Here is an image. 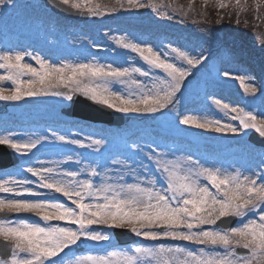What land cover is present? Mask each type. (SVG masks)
Returning a JSON list of instances; mask_svg holds the SVG:
<instances>
[{"label":"snow or ice","instance_id":"1","mask_svg":"<svg viewBox=\"0 0 264 264\" xmlns=\"http://www.w3.org/2000/svg\"><path fill=\"white\" fill-rule=\"evenodd\" d=\"M262 5L256 0L257 9ZM226 6L218 0L219 8ZM18 7L17 0H0V15ZM53 7L87 17L130 9H150L167 20L187 14L163 0H54ZM104 35L114 47L83 39L111 53L112 62L92 53L70 60L0 49V101L55 97L74 105L83 98L126 115L168 112L179 125L205 132H251L264 143V79L216 70L214 78L238 81L250 100L241 105L210 96L203 113H183L181 94L207 65L205 49L194 53L171 42L153 46L128 34ZM90 119L66 121V132L0 131V146L9 150L0 152V264H264V153L244 166L156 141L125 139L123 150L112 152L107 136L81 135ZM115 229L153 243L121 246ZM79 245L102 247L76 254Z\"/></svg>","mask_w":264,"mask_h":264},{"label":"rangeland","instance_id":"2","mask_svg":"<svg viewBox=\"0 0 264 264\" xmlns=\"http://www.w3.org/2000/svg\"><path fill=\"white\" fill-rule=\"evenodd\" d=\"M22 1L29 3L28 8L34 7L33 17H25V9L21 7L22 3H24ZM197 1L200 2L199 0ZM224 2L227 5L226 7L230 5L233 7V15L236 16L238 20L241 19L244 24L236 26L231 18L232 15H226L223 12V9L218 7V1L212 5V7L216 9V13H210V0H205L204 3L206 6L202 10H198L197 6H193L189 10L184 11L187 13L186 15L178 12L172 20L157 17L155 13L148 11L150 9L120 10L116 13L109 14L116 17L113 22H117L118 19H121V26L119 27L121 32L115 31L109 26L100 27L99 23L106 21L105 16L94 17L93 21L86 26V28H88L90 24L91 27L98 26L97 29L92 32V36L79 29H70L68 32L70 33L71 38L66 40L69 41V43L73 40H79V43L70 44L76 47L79 53L87 54L85 55L86 58H89V53H92L104 62H112L108 57L112 59H114V57L109 52L103 50L96 51L90 46H88L87 52L85 47L86 41L83 39L84 37L95 41L96 37L103 32H109L111 34H128L139 41L147 42L153 46H161L162 42H171L173 45L184 47L194 53L201 51V49H206V47L210 45H215L218 41L223 40L224 46L220 51L214 52L211 57H209L207 65L201 68L202 71L196 73L187 81L183 93L181 94L182 102L179 108L183 113H203L210 107V96L224 98L232 103L243 105L247 100H250V98L245 97L239 82L234 79H226L223 77L214 78V73L216 70H227L235 75L248 71L254 73L258 79H264V5L257 9L256 0H240V6L236 5L235 0H224ZM17 3L19 4V7L13 9L7 16L0 15V31H3L4 35L7 32L16 31L18 32L17 36L21 34L23 37L36 41L38 46L43 50H52L56 52L63 50L56 44V42H54L51 36L46 33L47 29H50V25H55V28L59 29V24L61 22L54 18L51 24V18L53 17L42 8L39 0H17ZM251 5L255 6L254 13L249 12ZM144 11L148 12V14L142 15ZM149 13L152 15H149ZM194 15L201 16L203 22L215 24L217 27L211 28L210 24L206 25L200 21L198 24H194L195 26H192L195 31L191 32L185 24H188L190 20L195 21ZM125 17H131L132 20L128 22ZM147 17H150L151 19L149 20ZM208 18H212L211 21H208ZM179 20L180 22H178ZM138 21L145 24H157L158 27L154 29L153 26H145V28L141 29L139 35L135 32H127L128 29L124 28L127 26L126 23H136ZM113 22H111V24H113ZM247 22H252L254 26L249 27L245 25ZM55 32L56 34L59 33L58 30ZM228 34L229 37H226ZM238 34L240 36H237ZM17 36H12V38ZM105 42L106 43H103L102 45L106 47H114L107 37ZM83 43L84 49L82 46ZM224 50H226L225 57L219 58L221 52ZM67 59L70 58L67 56ZM136 62L138 65L144 66L143 62L138 58ZM212 86H214V88L208 89ZM213 89H216L215 93H213ZM209 90L213 91L210 92ZM225 91L231 95L223 93ZM38 100H40L42 104H39ZM27 101H30V104H28L29 110L22 111L19 104ZM11 102L13 103V109L10 114L6 115L8 117L24 114L27 115L29 119H32L31 114H35L40 119L43 118L56 121L59 118L56 117L58 114V107L65 105L55 97H32L25 98L22 101ZM192 102H197V104L193 108H189L188 105ZM255 103L259 105L261 103L260 99L257 98ZM182 105L183 108H181ZM198 110L202 111L197 112ZM149 116L150 117H147L146 121H134L127 127L126 133H132L131 140L138 142H162L169 147H175L184 151L183 147L176 142L178 141V139L174 138V136H176L179 139H183L185 142L194 141L198 144H207L208 148L212 151V153H210V150H203L198 154L191 152L196 156L220 161L225 160L224 163L228 164L236 162L244 166H251L254 162L257 163L259 154L264 153L263 149H257L252 145H247L245 142L246 136L234 137L231 134L211 133L189 126H182L174 121L172 115L168 112ZM60 118L62 117L60 116ZM47 120L43 121V125L47 124ZM67 129L68 127L64 128V130H59L66 132ZM12 130L22 132L19 127ZM85 133L104 135L109 139L112 138L111 131H99L92 126L85 128L84 133L81 135ZM223 143L228 145L229 151H218L217 146ZM79 151L83 152L82 150ZM245 152L249 154L250 157L246 158V156H244ZM46 155L48 154H45V156ZM42 158L45 157L42 156ZM22 215L28 216L29 219L37 220V222H39L38 218L32 217L30 214ZM168 244H182L190 248L196 247L195 245L185 244V242L172 241ZM100 247L102 246L94 247L96 248L95 251L100 250Z\"/></svg>","mask_w":264,"mask_h":264},{"label":"water","instance_id":"3","mask_svg":"<svg viewBox=\"0 0 264 264\" xmlns=\"http://www.w3.org/2000/svg\"><path fill=\"white\" fill-rule=\"evenodd\" d=\"M77 101L84 102L85 104H87V106L90 105L88 102H86V101H84L82 99H79V98L77 99ZM72 110H71V112L74 113V114L77 111V109L75 111H72ZM78 115H82V116H85V117H92L91 113H87V112H84V113L82 112V114H78Z\"/></svg>","mask_w":264,"mask_h":264},{"label":"bare ground","instance_id":"4","mask_svg":"<svg viewBox=\"0 0 264 264\" xmlns=\"http://www.w3.org/2000/svg\"><path fill=\"white\" fill-rule=\"evenodd\" d=\"M120 20H118V22H119ZM213 87H209L208 89H212Z\"/></svg>","mask_w":264,"mask_h":264}]
</instances>
